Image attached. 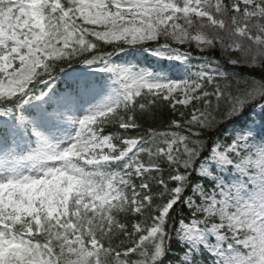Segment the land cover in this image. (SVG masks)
<instances>
[{
  "label": "snow or ice",
  "instance_id": "6c2138e0",
  "mask_svg": "<svg viewBox=\"0 0 264 264\" xmlns=\"http://www.w3.org/2000/svg\"><path fill=\"white\" fill-rule=\"evenodd\" d=\"M0 264H264V0H0Z\"/></svg>",
  "mask_w": 264,
  "mask_h": 264
},
{
  "label": "trees",
  "instance_id": "16d2710c",
  "mask_svg": "<svg viewBox=\"0 0 264 264\" xmlns=\"http://www.w3.org/2000/svg\"><path fill=\"white\" fill-rule=\"evenodd\" d=\"M217 56H219V52L217 51L216 53ZM170 114L168 112L163 113L161 118H158L157 120H155V122L153 123L154 127H157L161 130H164L165 128H167V124L168 121L170 119Z\"/></svg>",
  "mask_w": 264,
  "mask_h": 264
}]
</instances>
